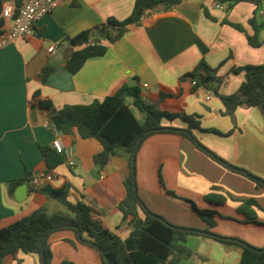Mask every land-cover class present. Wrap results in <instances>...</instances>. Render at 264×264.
<instances>
[{
  "label": "crops",
  "instance_id": "crops-1",
  "mask_svg": "<svg viewBox=\"0 0 264 264\" xmlns=\"http://www.w3.org/2000/svg\"><path fill=\"white\" fill-rule=\"evenodd\" d=\"M135 1L65 0L36 23L35 36L18 38L0 48V230L39 211L67 214L61 203L39 192L41 186L51 185L67 187L71 202L90 205L96 211L94 218L123 240L132 231L118 209L106 213L89 195L93 189L111 203L122 202L126 197L124 181L130 172L128 156L119 152L108 166L97 167L94 156L102 150L101 144L95 139H78L70 144L71 137L47 127L50 113L34 105L33 95L38 91L42 99L60 109L102 101L123 83L134 86L139 81L150 104H159L160 92L165 90L179 98L161 106L172 112L199 115L203 129L223 134L195 130L201 144L228 163L264 179L263 111L258 107L239 108L233 121L221 114L225 108L215 94L200 88L192 93L191 79L181 80L204 60L222 80L220 94L238 92L244 73L233 74L232 70L264 65V1L242 2L229 9L214 0H184L172 10L145 16L139 25H131L121 39L108 45L103 56L89 59L78 73H70L66 59L72 49L67 38L93 30L110 18H129ZM1 2L3 8L17 7L16 0ZM251 19L256 22V30L249 24ZM226 21L241 25L244 31ZM5 23L12 26L10 20ZM253 36L260 41L259 47L249 44L248 37ZM52 46L57 47L56 53L49 52ZM46 67L54 71L42 83L40 73ZM234 122L236 129L232 130ZM172 125L184 126L180 121ZM57 137L72 146L75 166L63 164L49 172L39 145L52 146ZM48 173L55 176L52 183L42 176ZM22 179L26 182L10 188L12 182ZM136 179L147 208L180 227L205 230L207 224L188 205L168 196L167 190L201 209L211 208L206 196H225L226 204L214 207L223 218L217 217L212 231L264 247V227L241 223L243 217L238 214L241 202L253 199L260 205L256 210L258 220L264 222V188L216 162L190 140L177 134L147 138L137 154ZM140 216L144 218L142 212ZM49 245L51 264H104L99 252L80 242L72 230L53 233ZM187 246L194 255L180 264L240 263L239 248L210 238L190 237ZM2 264L38 263L35 256L20 253L17 259L7 258Z\"/></svg>",
  "mask_w": 264,
  "mask_h": 264
},
{
  "label": "trees",
  "instance_id": "trees-1",
  "mask_svg": "<svg viewBox=\"0 0 264 264\" xmlns=\"http://www.w3.org/2000/svg\"><path fill=\"white\" fill-rule=\"evenodd\" d=\"M214 1L222 5L227 4L230 9L242 2L259 4L264 0ZM23 2L24 0H16L17 8ZM183 2L184 0H136L129 18L122 21L110 18L93 30L82 32L74 38H67L72 49L66 59L68 71L76 74L89 59L103 56L108 45L121 39L131 25H139L145 16L156 11L172 10ZM205 13L209 16L206 11ZM225 23L241 32L244 31L241 25L228 21ZM249 24L255 30L257 29L254 19H251ZM4 27L5 18L0 0V39L4 33ZM248 41L253 47H259L261 44L256 36L248 37ZM102 42H105L107 46L98 44ZM53 71V67H46L41 71L42 83H46ZM232 73H244V81L238 92L232 95L220 94L219 87L222 80L204 60H201L181 80L185 81L189 78L191 81H196L192 93L203 88L215 94L225 108L221 112L223 116L234 119L237 109L252 107H258L264 113V65L234 68ZM177 98L179 96H173L163 90L159 96L160 103L150 104L146 101L142 87L137 81L134 86L121 84L102 101L57 109L52 101L42 99L41 93L36 92L33 95L34 105L50 113L49 121L53 128L62 135L71 137L70 144L78 139H95L101 144L102 150L94 156L97 167L103 169L108 166L119 152L128 156L130 172L124 181L125 199L114 204L93 189L89 191V195L95 203L103 206L106 213L118 209L123 214V219L129 221L132 231L128 238L123 240L116 233L105 228L100 220L94 218L96 211L90 205L81 201L71 202L68 199L67 187L57 189L51 185L41 186L39 192L48 199L61 203L68 213L48 214L45 211H39L1 229L0 264L7 258L17 259L20 253L33 255L37 258L38 264H43V247L46 253L45 264H51L53 254L49 238L53 233L67 230L76 232L80 242L97 250L104 264H180L194 255L187 246L190 237H206L224 245L239 248L241 250L239 264H264V247H257L241 238L226 237L212 231L217 225V217L223 218L214 207L224 206L227 202L225 196L215 193L206 196V202L211 208L201 209L195 202L178 197L172 191H166L168 196L182 201L196 212L207 224L205 230L173 225L149 210L142 201L136 179V158L142 143L156 134H177L186 138L216 162L247 177L258 188H264V179L220 158L197 140L194 131L223 134L215 130L203 129L199 115L172 112L161 106L165 101H173ZM136 112L142 116V119H139ZM176 121H180L184 126H173L172 124ZM39 149L49 172L64 164L63 155L52 146L39 145ZM24 182L26 179L12 182L10 188ZM259 208L260 205L253 199L242 201L238 208V214L243 217L240 222L264 227V222L259 221L257 217L256 210ZM140 212L144 214V218L140 216ZM62 264L74 263L64 261Z\"/></svg>",
  "mask_w": 264,
  "mask_h": 264
},
{
  "label": "built area",
  "instance_id": "built-area-1",
  "mask_svg": "<svg viewBox=\"0 0 264 264\" xmlns=\"http://www.w3.org/2000/svg\"><path fill=\"white\" fill-rule=\"evenodd\" d=\"M65 0H24L23 4L17 8L14 5H7L3 8V15L5 20L12 21V26L8 27L5 23L4 33L0 39V48L15 41L18 38L28 39L35 36L36 23L45 16L54 12L62 2ZM94 45V43H92ZM107 46L105 42L98 43ZM57 47L49 48L50 53H56ZM196 86V81H192ZM144 87H148L147 84ZM203 89V88H200ZM204 90V89H203ZM47 127H53L51 122L47 120L45 123ZM52 147L64 157V164L73 168L75 166V152L72 146L64 145L61 138H55L52 141ZM44 179L52 183L55 179L53 173L42 175Z\"/></svg>",
  "mask_w": 264,
  "mask_h": 264
},
{
  "label": "water",
  "instance_id": "water-1",
  "mask_svg": "<svg viewBox=\"0 0 264 264\" xmlns=\"http://www.w3.org/2000/svg\"><path fill=\"white\" fill-rule=\"evenodd\" d=\"M45 256H46L45 248L43 247L42 248V257H43L42 262H43V264H45ZM105 259L107 260V258H105Z\"/></svg>",
  "mask_w": 264,
  "mask_h": 264
},
{
  "label": "rangeland",
  "instance_id": "rangeland-1",
  "mask_svg": "<svg viewBox=\"0 0 264 264\" xmlns=\"http://www.w3.org/2000/svg\"><path fill=\"white\" fill-rule=\"evenodd\" d=\"M137 113V112H136ZM137 115H138V113H137ZM139 117L141 118V116L139 115ZM233 121H234V119H233ZM236 129V124H235V122H234V126H233V129L232 130H235ZM65 212H67L66 210H65ZM174 219H177V218H174Z\"/></svg>",
  "mask_w": 264,
  "mask_h": 264
}]
</instances>
